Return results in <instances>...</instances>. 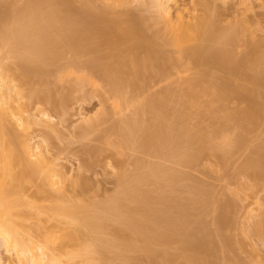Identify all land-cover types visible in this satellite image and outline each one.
I'll list each match as a JSON object with an SVG mask.
<instances>
[{"label": "bare ground", "instance_id": "1", "mask_svg": "<svg viewBox=\"0 0 264 264\" xmlns=\"http://www.w3.org/2000/svg\"><path fill=\"white\" fill-rule=\"evenodd\" d=\"M125 1L127 0H79V1H76V0H28L22 4H18L17 2H14V1L4 4L5 2L2 0V4H1V0H0V4L2 5V7L6 5L3 8H7L6 11L5 9H2V8L0 9L1 10L0 11L1 12L0 13V243L2 247L4 248V251L12 259V260L8 259V260L3 261V259H1L0 257V264H113V262L115 261H120L123 263L124 261H126L127 255L134 253V252H138L140 254L142 253L146 257H148V254L150 253L153 254L155 252L154 250L157 247H159L160 244H165L167 246L176 244V245L183 247V245H185V243L187 242L188 238L190 240L191 239L190 236L193 237L197 233L196 231V233L194 232L193 235H190L192 233L190 232V230L193 228V227L192 228L190 227L193 226L192 224L194 223V221L200 220V218L198 217L197 211L198 210L201 211L202 209L204 210L205 205H209L213 201V200L211 202L209 200L206 201V203L208 204H206L203 201L204 195L201 197V192L197 190L200 187L198 185H196L198 186V188L196 189L197 191H194L195 193L197 192L196 194H198V196H196L195 194V196L197 197L195 199H193L194 196H191V198L193 197L192 199H185V198L183 199V197L178 198V197H181L182 195H180L181 193H177V192H175L176 195L173 194L175 197H172L173 195L170 194L171 198L170 199L167 198L168 199L167 201H165V199L163 198L166 194L163 197L159 196L157 198H153V197L150 198L149 191L147 193V191L145 190L146 192L143 191L145 192L143 193L141 192L142 190L141 191L138 190V188L140 189L141 185H143V187L144 186L147 187V183L149 184L152 183V185L155 184V187H157L159 184L163 185L164 183L165 186L163 185V187L162 186L161 187L164 188L166 187V185L169 186V188L171 187L170 189L171 193L174 192L172 191L173 187L175 188L178 187L179 189H181L180 185H183V186L187 185V184L185 185L178 184L180 183V182H177V179H179L178 176L180 175V172H179V175L176 173V176L178 175L177 177L175 175H171L163 179L161 178L162 180L159 181L158 180L159 176L157 175L158 168H155L153 171L150 168L152 172L149 175L147 176L144 175L145 177L143 176L141 178L140 177L141 174H139L138 172L137 174L140 175V176L137 175L139 179H137V177L134 175L136 178L133 177L135 179L132 180L133 178L131 177L132 181L127 179L128 177H130V176H127L128 174L126 175L127 178L126 176L124 178L123 177L124 174L122 173L123 175H120L121 178H119L121 180V183L123 182V184L121 185H125L124 180L125 181L128 180V182L130 183L137 179L138 181L136 183L138 185L137 184L135 185L134 183H132L134 184V186L137 187V190L135 189L136 187H133L132 185H130L131 183L129 184L127 182L128 185L124 186L125 187L124 190L127 189L125 192H123L124 191L123 188H122L123 190L122 192L121 190L120 192L117 191V194H116L117 196L115 195L116 197L112 196L113 199H111L112 197H110L111 202L108 201V204L106 203L104 206H102V204L99 205V207H97L96 210H95L96 206L94 205L93 206V209L95 211L94 212L92 211L93 209L90 206H87L83 202V200L75 199V196L71 195L70 192H68L65 189V186L62 185V179L65 174L62 172L61 168L53 164L51 161L52 159L50 157H46L45 154L42 151H40L37 146H32L30 144V138L28 139V138L22 137L19 134H17V132L14 130V128H20L23 132L28 131L29 122L31 120L35 121L36 117L35 115L29 113V107L32 104V102L36 100L39 97V95L41 96L42 94L40 87L42 88L43 86H45V82L47 83L46 79H49V78H46L47 75L48 76L51 75L50 74L51 72L49 73V71L47 70H51L53 67L55 68L56 65H54L53 67L51 66V69H48V66L51 64L53 65L57 63L58 58L65 53L73 54L72 56L74 58L72 59H74L75 61L77 60V58L80 57V55H84V53L85 55H87L86 54L87 52L92 54L93 56H92L91 62L89 61L90 62L89 67H87L88 65L86 66V63H84L85 66L87 67V70L88 68L90 71L95 70L94 73L96 71L97 72L99 71L98 74L101 72L102 76H105L104 79L107 78L106 82L109 85L107 83L106 84L110 87L109 89H112V91H114L115 93L118 92V90L119 92L120 91L122 92L121 88H125L123 89V92L124 90L125 91L129 90L131 87H134L136 85V81L137 83L139 82V84L142 83L141 85H143V83L145 82L144 80H140V77L143 76V74L145 75L144 72H149V73L153 72L154 75L156 74L160 76L164 74L163 72L164 70L162 71V67L164 68V66L162 64L164 60L163 58L166 56H163V55H165L164 53L165 52L167 53V51L163 52V49H165L164 47L167 48V46L168 48L169 46L173 47L174 48L173 50L176 49V52H178V54H181V53L186 54V56L183 55L185 57H187V55L191 56V58L188 57L189 59H193L192 57H197L196 59L192 60L193 63L195 61V64L196 65L198 64L197 67H194V68H198V67L200 68L199 64H206L207 67L209 65L212 66L211 70H213V68H216L214 70H218L219 68H221L219 69L220 71L221 70L228 71L226 66L229 63H232V58H233L231 51L229 50V47H232L233 44L236 42L240 28L238 29L236 27L237 25L236 26L232 25L228 27V29H225L226 31L222 30L221 34L214 35L217 29L215 28V24L212 23L213 20L211 19V16L207 14L209 13L208 10L210 9L208 5L204 6V3L201 2L202 5L201 3H199L201 7L203 6L202 7L203 10H201L202 13L205 12L204 14H202L205 16L200 17V16H194L190 12L185 14L183 10H180V11L175 10L171 12L170 5L168 6V3L170 4L172 2L171 0H153V1L149 0V2L152 3V4L149 3L150 6L152 7L153 5L152 8L155 9V11H154V18L153 19L151 18L152 20L150 19L151 24L146 26L144 23L146 19H144L143 17L139 19L137 18L136 20H135V17H133L134 21L133 20L129 21L128 18L127 20L125 18L128 17L130 13L126 15L124 13L120 14L119 12H117V14L119 13L120 16L119 14L118 15L116 14L117 8L121 7L122 9H124L125 3H128V4L131 3V0L129 2H125ZM132 1L134 2V0ZM139 1L141 2V0ZM174 2L175 1H173L171 4H173ZM197 5H198V1H197ZM3 10L4 12H2ZM122 15H124L125 17L124 16L122 17ZM137 17H140V16H137ZM140 19H144V21ZM101 20L103 21V23L100 22ZM97 23L104 24V26H101L103 28L98 29L100 33L102 34V37L99 31L97 32L100 35L99 37L100 41H102V39L104 38L103 42L101 43L98 42V44L95 43L96 41L95 39L96 38L98 39V37L96 38L94 37L96 35L95 32L97 31V26H96ZM149 30H152L153 32L151 31L152 33L149 34L150 32ZM142 39H144V43H141ZM194 39L198 40L197 43L195 44L193 43L194 41L192 42V40ZM187 42L190 43L191 45L188 44ZM209 43L210 45L214 44V46L218 47V49L215 51L213 50L212 52L209 49ZM247 45H249L248 47H250L251 43H247ZM100 46L101 47L103 46V48L105 47L104 48L105 50L107 48V50L105 51L102 48L101 50L103 52L100 51V48H101ZM254 47L256 46L253 45V48ZM251 48L252 46L250 47V49ZM257 48L255 51L252 49V52H256L255 55H252V53L249 52L248 56L249 57L252 56L250 61L247 62L249 64L248 66L249 71L247 73L244 70V73L249 74V78H251L253 81L257 83L256 85L257 87H261L260 84H262V81L264 79V52L259 51L258 53ZM209 50H210L209 55L212 56L211 58L213 61L211 60V58H209L208 60H211L209 61L211 63L207 62L208 60L205 59L207 55L205 56V53H204ZM202 53L204 55L202 56L205 57L204 60L206 61L203 60V57H201V59L198 60L199 56ZM247 57L246 59L244 58L245 60V62H243L244 64H246ZM74 63L75 62H73L72 64L73 67L74 65L76 66L78 65L77 67L78 69L76 68L70 74H73L77 80H81V79H82L81 81L89 80V78L85 79L86 77L85 75L80 76V71L82 72L85 71L82 69L84 67V66L82 67L81 65L82 62L81 63L79 62V64L81 65L80 66L81 68L79 67V64H77L78 62H76L75 64ZM193 63L192 65L194 66ZM12 64H13L14 69H12L11 66H10L11 68L7 66V65H12ZM58 65L59 64H57V66ZM230 67H231V64H230ZM90 68H93L94 70ZM170 68L173 69L174 67H170ZM232 68H233V65H232ZM55 69H57V67ZM166 69L169 70V68H165V70ZM230 69L228 71L229 73H230ZM60 70L61 69H59L58 72ZM238 70L241 71L242 69L241 70L238 69ZM224 71H222V73ZM61 72L65 74L64 71L61 70ZM61 72H60V75H61ZM201 72L202 71H200V73ZM213 72H211V75ZM228 72L226 75L232 76V74H228ZM216 73H215V76H222V74L216 75ZM240 73L241 72H239L238 74ZM243 74H240V75H243ZM148 76L150 77L149 74ZM215 76H213V78ZM233 76H236V75L233 74ZM163 77L165 78V76L162 75L161 78ZM228 77L226 79L230 80V78ZM69 78H72V77H69ZM145 79L147 82L146 75H145ZM156 79L157 78H155V80ZM200 79L202 78H199V80ZM77 80L76 82H79ZM139 80L142 82L140 83ZM162 80L165 81V79H162ZM89 81L90 83L88 84H90L91 86L92 84L91 79ZM193 81H190V79L188 82L185 81L181 89H178L179 91H176L177 88L175 87H174L175 89H173L172 91L170 89L171 92L168 91V93H170L169 98L167 96H166L167 98L164 97L165 95H163L162 97L160 96L158 97L157 95L152 96V93H151V96L149 94V97L151 98H149V100L148 98H146L147 101L146 103H144L143 101L145 100L143 96H146V95H143V96L141 95L143 97V100L141 102L144 104V106L142 105L141 107L139 106L140 102L139 103L136 102L138 103V107L139 108L141 107V108L138 109L137 107L138 110H135V113H133L134 115H132V119L129 118L130 120L128 121V118H127L126 120H124L128 122L125 123L123 121L125 124L123 125L121 123L122 126L120 124V128L118 125L117 128L119 129V131L120 130L121 131L119 133L116 132V134L117 133L120 134L121 137L120 135L118 134L117 135L121 139L118 138L119 144H115V143L114 144L117 145V147L119 148L123 147L124 149V146H126L129 149L130 148L129 145H134L136 143V142L133 143V140H135V138H138V142H137L138 146L136 144L137 147L135 146V151L137 149H141V152H142V150L144 149V151L147 150V153L149 154L150 152L152 153V155L150 156H153L154 154L156 155V157L157 156L163 157L164 155H166L169 158L170 156H173L174 158L177 157L178 158L176 159L177 164H180V165L182 164V166L185 165V168L186 166L187 167L195 166L194 164L199 163L197 161H201V157L204 154L206 155H204L203 158H205V156L209 154H213L212 156L219 154L218 158H220L219 160H221V163L223 162V166L225 165L224 164L225 162L227 164L228 163L227 161L230 155H229V152L226 150V146L229 147L231 145H235L233 146L235 148L236 143L237 145L240 143L239 139L236 140L237 142L236 141L233 142L235 138L231 141L230 138L226 134H224L227 131V128L226 129L223 128V131L225 129V132L219 135L218 134L219 132L217 131L218 129L216 130L214 128H213L214 130H210V131L204 130L206 132L202 133L199 130V128L201 127L200 126L198 130L201 132V134L195 131L194 136H193L188 126L182 124V127L184 126L183 128L178 127V126H181V123L178 120L185 119L186 117V114H187L186 109L192 108L193 110V108H199V106L201 105L200 100H202L200 99V97L202 96L204 97V95L205 97L206 96L208 98L210 97L209 101L205 102V106H207L208 108L211 107L210 109H212L213 102H215V100L213 101V98L215 99L216 97H219V99L220 98L222 99V97L224 98L227 96L229 97V95L227 94H230V93L225 94L227 91H225L224 89L225 86H223L222 83L226 81L222 82L221 80L220 81L222 82L221 83L222 85H221L218 83L219 81L218 79V81L216 82L217 85L219 84L223 88H219V91H217L216 94H213V93L210 94L211 90L208 89L210 91L209 92L207 91V88H205V90L199 89L200 87L197 88L196 87L197 81L196 82H193ZM211 81L214 82V79H211ZM202 82L204 81L202 80ZM210 82H208V84ZM70 83L72 85L74 84L75 86V83L72 82L71 80H70ZM181 83L179 85H181ZM71 84H70V87H71ZM76 86H77V83H76ZM228 87L230 88V86ZM79 88L82 91L83 84H82V88L81 86H79ZM232 90L233 88L231 89L230 92H233ZM234 90H235L234 92L238 91L237 93L238 95L236 96H239L240 94L239 92L241 90L239 91L238 87H234ZM114 92H112L111 97L116 96V95L119 96L118 94L119 92L116 95L113 94ZM127 93L129 94L130 91ZM123 94L124 93H122V95ZM166 95L168 94L166 93ZM124 97L125 99L123 100L125 102L124 103L125 105L128 103L126 101V98L128 97V95L123 96V98ZM136 98H134V100H136ZM230 98L231 97L228 98L229 101H230ZM117 99L118 98H116V100ZM130 99L133 100L132 95ZM235 99L237 98L235 97ZM176 100L179 102L177 103L178 108L176 109V106L175 107L173 106L172 108H170L169 107L171 106L170 103L173 102L172 105L173 104L176 105V102H177ZM210 100L213 102L211 103ZM216 100L220 101L218 99ZM117 101H119V99ZM231 101H234V100H231ZM131 104H134V103L130 102V105ZM222 104H224V102ZM249 104L251 108L248 105V107L250 108L249 109L250 111L248 112L250 114L246 112V109L243 112H245V114L248 113L246 115H249L247 116L248 118H250V120L248 121L251 122L250 123L251 128H253L252 127L253 122L258 123L259 120H263V123H264V109H263L264 106L262 107L260 105L261 107H257V105H255L257 103H253V104L249 103ZM230 105H233V104H230ZM238 105L236 104V107ZM128 106L125 105L124 107H128ZM134 106L136 105L134 104ZM117 107L118 106H116V108ZM124 107L122 110H125ZM245 107L247 106H244L243 109ZM129 108H132V107H129ZM169 108L171 110H173L174 108V112L173 111L170 112L171 110L169 111L168 110ZM230 109L228 108L226 109L225 107H223V109H221L220 111V113L222 114H220L219 111H217L216 106H215V110L213 108L210 111H207V110L206 111L210 112L209 114L211 115L209 116L208 114V116L211 118L210 120L213 119V122L215 121V123L217 124H219L218 122L220 123L229 122L230 124L232 120H235V117H236ZM232 109H234V107ZM185 110H186V114H185ZM197 110L194 109V111L196 112ZM168 111L171 114H169ZM206 111H204V116L207 117V114H205ZM118 112H122L121 108ZM188 112L190 111L188 110ZM238 113L243 114L241 112H238ZM38 115H41L42 117L45 116V114H42V112L37 114V116ZM130 115L128 117H130ZM199 115L202 116L201 112L199 113ZM189 116L191 115L189 114ZM193 117L196 118V114L195 116L193 115ZM199 117L197 116L198 119H200ZM241 117H244V116L242 115ZM241 119L243 120L244 118H241ZM38 120L40 121V118ZM173 121H176L177 123ZM238 121H239L238 123L240 124L241 121L240 120ZM36 122H37V119L34 123ZM178 122L180 123L179 125H177ZM44 123L45 125L51 126L49 125V123L46 124V121H44ZM244 125H245V122H244ZM209 127L211 129V125ZM256 127H259V126L258 125L254 126V128ZM245 128H247V126ZM249 129L250 128H248V131ZM239 130H241V125L239 127ZM191 131L193 132V128ZM248 131H246V133ZM221 132L222 130H220V133ZM215 133H217L216 135L217 136L219 135L221 139V143L217 146H214L215 144L212 143L213 141H215L214 140ZM117 135H116V138H117ZM243 139L244 141L247 140V139L245 140V137ZM248 141L249 143H251L250 142L251 140H248ZM128 149L126 150L128 151ZM243 150H245V148ZM117 151L120 152L121 150H117ZM255 151H257V149H255ZM221 152H224V153H221ZM139 153H140V150H139ZM255 153L256 154H253L254 156L252 157H250L248 154L250 158L248 157L249 159L245 162L244 171L253 169L254 171L252 172L250 171L251 172V174L249 175L250 179L251 180L253 179L252 181L258 180L257 181L258 183H260L261 181L264 184V147L260 146L258 151ZM166 156H165V159H166ZM156 157L153 156V158L157 159L158 157L157 158ZM207 157H211V156H207ZM166 160H168V158ZM136 161H137V158H136ZM140 161L142 163V160ZM139 162L137 161V163L135 164H139ZM155 163H152V164L154 165ZM147 164H146V167L149 165ZM217 164L219 165L218 162ZM180 165H177V166H180ZM136 167H137L136 169H138V165ZM143 167L144 166L142 165L141 168ZM241 170L243 171V169ZM163 171L166 172L167 170L163 169ZM168 171L173 172L170 170ZM161 173L163 175L162 171ZM173 173L175 174V172ZM133 174H136V173H133ZM186 176L184 177L186 178ZM242 176H244V174ZM122 177L124 178V180H122L123 179ZM176 184H178L180 187ZM121 185H119L118 187H120ZM129 185L132 186V189L134 188V190L130 189L131 188L130 187L128 191ZM188 185H193V184L191 183ZM243 185H245V183ZM158 187L157 189L159 190L160 187L159 188ZM192 188L193 187H191V189ZM242 188L244 189V187ZM157 189L155 188L154 192H156ZM167 189H161V190L163 191L166 190L165 192L166 193L168 192L167 193V196H168V194L170 193L169 192L170 190L167 191ZM130 190L132 192H130ZM187 190H189V188H187ZM247 190H249V188H247ZM227 191L230 192L228 189ZM234 191H237V190H234ZM179 192H181V190H179ZM237 192H235L234 194L238 195L240 193V192L239 193ZM159 193L163 195L162 194L163 192L161 193L160 191ZM160 194H157V195H160ZM199 197L202 199L203 202H201V199ZM240 197H243V196L241 195ZM244 197H247V196L244 195ZM213 198L215 197L213 196ZM213 202L220 203V200L218 201L217 199L216 201H213ZM222 204H220V206H222ZM199 205L202 206L201 210H200ZM257 205L259 204L257 203ZM221 209L219 207V210ZM222 211H224V209ZM205 212H201V213L203 214ZM206 216L207 215L205 213V217ZM249 216H250V213H249ZM256 216H258V214ZM224 218L225 217H223V219ZM219 221L218 223L222 225V221L221 223ZM224 222L225 220L223 221V223ZM263 222H264V219H263ZM263 222L262 220L259 223L257 222L259 225H257L256 227L258 230L259 228H261L260 231H262V226L264 224ZM225 224L226 223H224L223 225L224 228L226 227ZM197 226L200 227L199 225ZM253 228L254 226L252 225V230ZM257 229H256V232H257L256 235L259 233ZM263 231H264V228H263ZM211 236H213L212 238H214V234H212ZM211 236H208L207 238L209 239L211 238ZM262 237L263 236L259 234V239L264 238ZM202 240L205 241V238ZM206 242H201L197 244L195 243V240H194L193 246L191 244L190 246L192 247L188 248V249H191L190 251L192 252V254L189 256H186L185 253L181 254L182 256L185 255L183 256V259H186V261L189 263L195 262L196 264L197 263L204 264L205 261L203 260V257L201 256L203 255L202 253H204L203 251H205L206 246L209 244ZM213 243L216 244L215 242ZM213 243H211L212 246L214 245ZM214 246L212 247V249L214 248ZM179 248L180 247H178V249ZM180 253H182V249ZM204 255H207V253H204ZM145 256L144 258L146 259ZM161 257H164V256H161ZM149 258L151 261L154 260V259H151L152 256ZM163 259H165V261L167 260L166 255ZM150 260L148 259L149 263H150ZM161 261L163 262L164 260H161ZM120 262L118 263L121 264ZM126 262H124L123 264H127ZM128 263L130 264V261ZM155 263H152V264H155Z\"/></svg>", "mask_w": 264, "mask_h": 264}, {"label": "rangeland", "instance_id": "2", "mask_svg": "<svg viewBox=\"0 0 264 264\" xmlns=\"http://www.w3.org/2000/svg\"><path fill=\"white\" fill-rule=\"evenodd\" d=\"M3 1L5 2L4 4L9 3V2H13V1L17 2L18 4H22L28 0H3ZM76 1H79V0H76ZM129 1L130 0H127L125 2H129ZM171 1L172 2L175 1L174 2L175 4L174 3L171 4L172 2L170 4L168 3V6L170 5L171 12H173L175 10H177V11L183 10L185 14L190 12L192 15L200 16V17L205 16V15H202L205 13L204 12L205 10L203 11L204 13H202L201 10H203L202 9L203 6L201 7L199 5V3H201V2L204 3V6L208 5V7L210 9L208 10L209 13H207V11H206V13L209 14V16H211V19L213 20L212 23L215 24V28L217 29L214 35L221 34L222 30L226 31L225 29H228V27H230L232 25L233 26L237 25L236 27L238 29L240 28L236 42L233 44L232 47H229V50L231 51L232 57L234 58V59L232 58V63H229L226 66L228 71L231 68L230 73L226 70L220 71L219 69H221V68H219V69L217 68L218 70H214L216 68H213V70H211L212 66L209 65L207 67L206 64H199L200 68L199 67L194 68V67H197L198 64L196 65L195 61L193 63L192 60L196 59L197 57H192L193 59H189V58H191V56L187 55V57H185L186 54H183V53L178 54V52H176V49L173 50L174 49L173 47L169 46V48H168V46H167V48L164 47L166 50L163 49V52L167 51V53L165 52L164 53L165 55H163L166 57L163 58L164 60H163V64H162L164 66V68L162 67V71L164 70L163 71L164 74H162V75L165 76V78L164 77L161 78L162 75L161 76L156 75V74L154 75L153 72H151V73L144 72L146 77H147L148 83L146 82L145 75L143 74V76L140 77V80H144V82H145V83H143V85H141L142 81L139 80L141 84H139V82L137 83V81H136V85L134 87H131L130 88L131 90L129 88H127L129 90H126V91L124 90V92H123V89H125V88H121L122 92L121 91L119 92V90H118L119 93L118 92L115 93L114 91H112V89H109L110 88L108 86L109 84L106 82L107 78L104 79L105 76H102L101 72L99 74H98L99 71L98 72L96 71L94 73L95 70L93 68H90V69H93L94 71H90L88 68V70H89V72H88L87 67H89V64L92 60V56H93L92 54L87 52L86 53L87 55H85V53H84L85 56L80 55L81 58L78 55V57L80 59L76 57L77 60L78 59L79 60L75 61L74 59H72V58H74L72 56L73 54L70 53L71 54L70 55L69 53H65L58 58L57 61L59 63L57 61H55L57 63H55L53 65L51 64L48 66V69H51V66L53 67L54 65H56L55 68L57 67V69H55L53 67L51 70H47V71H49V73L51 72L50 73L51 75L50 76L47 75L46 78H49V79H46L47 83L45 82V86H43L42 88L40 87L42 94H41V96L39 95V97L36 100H34L29 107V113L35 115L37 122L34 123L36 121V119H35V121H32L31 119H29L31 121L29 122V125H28V127H29L28 131L23 132L20 128H14V130L20 136L28 138V139L30 138V144L32 146H37L38 149L40 151H42L46 157H50L52 159L51 161L53 164H55L61 168L62 172L65 174L63 179H62V185L65 186V189L68 192H70L71 195L75 196V199L83 200V202L87 206H90L92 209H93L94 205L96 206V208H95V210H96L97 207H99V205L102 204V206H104L106 203L108 204V201L111 202L110 200L113 199V197L117 194V191L120 192V190H121V192H122L125 188L124 186L128 185L127 184L128 180H126V181L124 180V178L127 174H128L127 176H130V177L127 178V176H126V178L129 179L130 181H132L136 177H137V179H139V177H138V176H140L139 174H141V176H140L141 178L144 175L145 176L149 175L155 168H158L157 175L159 176L160 179L158 178V176H157V178L159 181H161L163 178L169 177L171 175L176 176V173L179 175V172H180V175L179 176L177 175L179 177V179H177V182H180L178 184H184V185L187 184V185H185V186L180 185L181 189H179L177 186H176L177 188L173 187L172 191H174V192H172V193L170 190L171 187L169 188V186L166 185V187L162 188L164 183H163V185L158 183L160 186L157 184L160 187L159 188L157 186L159 188V190L157 189V187H155V184L152 185V183L151 184L147 183V187H145V186L143 187V185H141L142 189L140 187V189L138 188V190H140V191L142 190L141 192L146 190L147 193L149 191L150 196L149 195L148 196L150 198L151 197L157 198L159 196L163 197L166 194L163 198L165 199V201H167L168 200L167 198L170 199L171 195H173V194L176 195L175 192H177V193H181L180 195H182L181 197L177 196L178 198L183 197V199L184 198L185 199H192L193 197L191 198V196H194L193 199H195V198H197L196 196H198V194H196L197 192L195 193L194 191L198 190L201 192V197L204 195L203 201L205 203L208 200L210 202L212 200L213 201H216L217 199H218V201L220 200V203L219 202H213V201L211 203L209 202L210 203L209 205L211 207L209 205H205L204 210L202 209V206L199 205L200 210L201 209L203 210V211L202 210L197 211L198 217L200 218V220L197 219L198 221H194V223L192 224L193 226L190 227V228L193 227L192 229L194 231L191 229L192 231L190 230V232H192V233L191 234L188 233V234L193 235V233L194 232L196 233V231H197V233L193 237L190 236L191 239L189 240V238H188L187 242L185 243V245H183V247L176 245V244L175 245L172 244L169 246H167L165 244H160L159 247H157L154 250L155 252L153 251L154 252L153 254H151V253L148 254V257H146L144 254H142V253L140 254L138 252L128 254L127 258H126L127 262L124 261L127 264H129L128 263L129 261H130V264H152L155 262H156L155 264H196L195 262L189 263L186 261V259H183V256H185V255L189 256L192 254V252L190 251L191 249H188V248L193 246L194 240H195V243H197V244H199L201 242H206L208 240L206 243H209V244L206 246L205 251H203L204 253H207V255H204V253H202L203 255L201 256V257H203V260L205 261L204 264H219L222 260L223 261L220 264H224V262L226 260L227 261L225 262V264L226 263L227 264H264V241H263L264 240V238H263L264 237V231H263L264 224L262 226V231H260L261 228H259V230H258L256 227L257 225H259L258 223L261 220L263 222V219H264V218H262V217H264V204H263L264 203V186H262L264 184L261 181H260V183H258L257 182L258 180L252 181L253 179L252 180L250 179L249 175L251 174L252 171H254L253 169H249V170L244 171L245 162L250 157L254 156L253 154H256L255 152L258 151L260 146L264 147V145H263L264 144V142H263L264 141V134H263L264 123H263V120H259L258 123H254L252 120V122H253L252 127L253 128H251V124H250L251 122L248 121V120H250V118L247 117L249 115H246L249 113L248 111H250L249 109L251 108L249 103H251V104L257 103V104H255V105H257V107H261V106L263 107L264 106V86H263L264 79L262 81V84H260L261 87H257L256 86L257 83L255 81H253L251 78H249V74H247L249 71V69H248L249 64L247 62H249L250 59L252 58L251 54H250L251 57L248 56L249 52H251L252 55H255L256 52H252V49L255 51L257 47H258L257 48L258 53H259V51L264 52V0H171ZM197 1H198L199 6L197 5ZM149 3H151V2H149V0H141V2L139 0H136V1L134 0V2L131 0V3H129L130 5L128 3L124 4V6H125L124 9H122L121 7H119L120 9L117 8L116 14H117V12H119L120 14L124 13L126 15H128L130 13L128 15V17L125 18L126 20L128 18L129 21H132V20L134 21L133 17H135V20L137 18L139 19V18L143 17L144 19H146L145 21H147V20L148 21L145 22L144 19H140V20H143L145 25L147 26V25L151 24L150 19L154 18V11H155V9L152 8L153 5L151 7ZM202 3H201V5H202ZM1 4H2V0H1ZM1 4H0V6H1L0 9L2 8V9H5V11H6L7 8H3L6 5L2 7ZM122 10L123 11L126 10V11L123 12ZM2 12H4V10ZM120 14H119V16H120ZM155 14H156V12H155ZM123 16L124 15H122V17ZM137 16H140V17H137ZM143 21H142V23H143ZM100 22L103 23L102 20ZM102 23L96 24L97 31L95 32L96 35L94 36L95 38L98 37V39L97 38L95 39L97 41V42L95 41L96 44H98V42L99 43L103 42V39H104L103 38L102 41L99 40V37H100V35L102 37V34L100 33V31L98 29L103 28V27H101V26H104V24H102ZM98 31H99L100 35H99V33H97ZM149 31H148L149 34L153 32L152 30H149ZM197 41L198 40H196V39L192 40V42L194 44L197 43ZM141 43H144V39L141 40ZM247 43H251V45H250V47L252 46L251 49H250V47H248L249 45H247ZM188 44H190V43H188ZM253 45L256 47L253 48ZM260 45H261V47H260ZM102 48H103V46L100 48V51H102L101 50ZM209 49L213 52V50L214 51L217 50L218 47L214 46V44L210 45V43H209ZM106 50H107V48H106ZM210 50L204 52L205 56L206 55H207V57L209 56L208 58L203 57L204 55L202 53L200 56L198 55L199 56L198 60H200L201 57H203V60H204V58L206 60L211 58L212 56L209 55ZM183 55H185V56H183ZM181 56H182V58H181ZM246 57H247L246 64H244L243 63V62H245L244 58L246 59ZM241 59H242V61H241ZM206 60H204V61H206ZM211 60H212V58H211ZM211 60H208L207 62H209ZM87 61H88V63H87ZM73 62H75V63L78 62L77 64H79V62L80 63L82 62L81 65H82V67L84 66L82 69L85 71L84 72L80 71V76L85 75L86 76L85 79L86 78L87 79L89 78V80L91 79V81H92L91 86H93V87H91L90 84H88V83H90L89 80H87V81H85V80L81 81L82 79L77 80L73 74H70L71 72H73V70H75L78 67V65L77 66L74 65V67H73V65H72ZM236 62H237V64H236ZM84 63H86V66L87 65L88 66L86 67ZM192 63L194 64V66L192 65ZM209 63H211V62H209ZM57 64H59L58 65L59 67L57 66ZM230 64H231V67H230ZM81 65L79 64V67ZM232 65H233V68H232ZM243 65H244V67H243ZM7 66L8 67L11 66L12 69H14L13 64L7 65ZM90 66H92V65H90ZM246 66H247V68H246ZM85 67H86V69H85ZM170 67H174L173 68L174 70ZM236 67L238 69H240V70L242 69V70L239 71ZM165 68H169V70H167V69L165 70ZM59 69L64 71L65 74L63 72H61V70L58 72ZM170 69H171V71H170ZM232 69H233V71H232ZM244 70L247 73H244ZM165 71H167V72H165ZM200 71H202V72L200 73ZM222 71H224V72L222 73ZM60 72H61V75H60ZM66 72H68V73H66ZM209 72H210V74H209ZM211 72L214 73V74L212 73L213 76H215L216 72H217L216 75L222 74V76H215L213 78V76L211 75ZM227 72H228V74H232V76L226 75ZM239 72H241L240 74H243V73L244 74L240 75V74H238ZM62 73H63V75H62ZM148 74L150 75V77L151 76L152 77L150 78L148 76ZM233 74L236 76H233ZM88 75H90V76H88ZM170 75H171V77H170ZM156 76H158V77H156ZM172 76H173L174 80H173ZM200 76H202V77H200ZM223 76H224V78H223ZM69 77H72L73 79L69 78ZM193 77H195V78H193ZM227 77L230 78V80L226 79ZM74 78H75V80H74ZM155 78H157V79L155 80ZM159 78L161 79V81ZM199 78H202V79L199 80ZM216 78H218L219 81ZM58 79H60L62 82ZM69 79L75 83V86H74V84L72 85L70 83ZM162 79H165V81ZM167 79H168V81H167ZM184 79L186 82H188L189 79H190V81L194 80L193 82L197 81L196 87L197 88L200 87L199 89H203V90H205V88H207V91L211 90L210 94H212V93L216 94V92L219 91V88H223L221 86L223 84V86L226 87V88L224 87L225 91H227L225 94L230 93L231 96H230V94H227V95H229V97H231L230 101L234 100V101H231V102H233V103H231L229 101V99H228L229 97L227 95H225V96H227L228 98L222 97L223 100L221 98L219 99V97H216L215 99L213 98V101L215 100V102L210 100L211 103L213 102V106H214V107L212 106V109L214 108V110H215V106H216V109H217V111H219V113H220L221 109H223V107H225L226 109L227 108L230 109L231 107L232 108L234 107V109L231 108L230 110L234 113V115L236 117H235V120H232V122L230 121L231 122L230 124H229V122L228 123L227 122L226 123L218 122L219 124H217V123H215V121L213 122V119L210 120L211 118L209 116L211 114H209L210 112H207V111H210L212 109H210L211 107L208 108L207 106H205V102L209 101L210 97L208 98L206 96L208 98L207 99L205 97V95H204V97L203 96L200 97V99L203 100V101L200 100V104H201L200 106L201 107L199 106V108H193V110H192V108L186 109L187 114H186V110H185V114H186L185 119L187 121L185 119H181L183 121L178 120L181 123V126H178V127H182V124L188 126V128L190 129V132H191V134H193V136H194L195 131H197V133L199 132V134H201V132L204 133L208 130L210 131V130H214V129H216V130L218 129L217 131L219 132L218 134L220 135V134L224 133L225 129L227 128V131L224 134H226L230 138L231 141L234 138L235 139L233 140V142L236 141L237 139H239L240 143L238 145L236 143L235 148L233 147L235 145H231L229 147L226 146V150L229 152L230 157L227 161L228 163L226 164V162H225L224 166H223V162L221 163V160H219L220 158H218L219 154L218 155L216 154L217 156L215 154H214L215 156H212L213 154H209L207 156H211V157L205 156V158H203L204 155H206V154H204L201 157V161H197L199 163H197V164L195 163L194 164L195 166H191V167L186 166V168H185L184 164H183L184 166H182V164L181 165L177 164V162H176V159H178L177 157L174 158L173 156H170V158H169L166 155H164L163 157L157 156L158 157L157 158L156 155L153 154V156H155L157 158V159H155V158H153V156H150V155H152L151 152H150V154L147 153V150H145L146 152L144 151V149L142 150V152H141V149H137L135 151L136 144L138 146V143H137L138 138H135V140H137V141L133 140V143H135V142L136 143L134 145H129V147H130L129 149L126 146H124V149H123V147L122 148L120 147L121 148L120 149L119 147H117V145H115V144H119L118 138L121 137V135L118 134L121 131V130L119 131V129L117 128L118 125L120 128L121 123L124 125L126 122H128L130 119H132V115H134L133 113H135V110L140 109L142 107V105L144 106V104L141 102L143 100V97L145 100V101H143L144 103H146V101H147L146 98H148V100H149V98H151V97H149V94L151 96V93H152V96L157 95L158 97L159 96L162 97L163 95H165L164 97L167 96L169 98L170 93H168V91H170V89L172 91L175 88H177L176 91H179L178 89H181V87L185 83ZM211 79H214V82H212L213 80L211 81ZM76 80L79 81L81 84L79 82H76ZM93 80L95 81V83ZM198 80H199V82H198ZM202 80L204 82H202ZM221 80H222V82L226 81V82H224L225 84L220 82ZM170 81H171V83H170ZM182 81H184V82H182ZM217 81L219 84H221V83L222 84L217 85V83H216ZM208 82H210L209 83L210 85L208 84ZM76 83H77L78 87L76 86ZM84 83H85V85L86 84L87 85L85 86ZM180 83H181V85H179ZM198 83L200 84V86ZM70 84H71V87L72 86L74 87V89H73V87L72 88L70 87ZM82 84H83V88H82ZM203 84H205V85H203ZM79 86H81V88L83 89L82 91L80 90ZM176 86H178V87H176ZM212 86L213 87L216 86V87L213 88ZM228 86H230V88ZM143 87H144V89H143ZM234 87H238L239 91L241 90L239 92L240 93L239 96H236V95H238L237 94L238 91L234 92L235 91ZM262 87H263V89H262ZM211 88L214 90L216 89L215 92ZM232 88H233V90H232L233 92H230ZM71 89H73V90H71ZM141 89H143V90H141ZM147 89H148V91H147ZM252 89H253V91H252ZM129 91H130L129 94L132 95L133 100L130 99L131 95H129L127 93ZM141 91L144 93H142ZM145 91H147V92H145ZM151 91H153V92H151ZM246 91H248V92H246ZM112 92H114L113 93L114 95H116L118 93L119 96L121 95L120 97H122V98H120L118 95L111 97ZM132 92H133L134 96H133ZM165 92L168 95H166ZM250 92L251 93L253 92V93L251 94ZM122 93H124V94L122 95ZM125 93H127V94H125ZM160 93H161V95H160ZM125 95L126 96L128 95V97H129V98L128 97L126 98V101L128 102L127 104L130 105V102H132L136 106H134V104H131L130 106L125 104L128 107H124L125 102L123 99H125V97L123 98V96H125ZM141 95L142 96L146 95L147 97L146 96L142 97ZM232 95H234V96H232ZM136 97H138V98H136ZM235 97L237 99H235ZM116 98H118L119 101H117L118 99L116 100ZM134 98H136L137 101L134 100ZM120 99H121V101H120ZM216 99H218L220 101H217ZM115 100H116V102H115ZM136 102H138V103L140 102L139 103V106H141L140 108L138 107V103H136ZM218 102H219V104H218ZM223 102H224V104H222ZM237 102L239 103V105ZM172 103H170L171 106H169V107L172 108L173 106L174 107L176 106V109H177L178 108L177 103H179V102L177 101L176 105H174V104L172 105ZM230 104H233V105H230ZM236 104L238 105L237 107H236ZM113 105H115V106H113ZM248 105L250 108L248 107ZM116 106H118V107L116 108ZM122 106L124 107L125 110H122L123 109ZM244 106H247V107H245L243 109ZM129 107H132V108H129ZM137 107H138V109H137ZM120 108H121L122 112H118L120 110ZM170 108L168 109L169 111L171 110ZM247 108H248V110H247ZM132 109H134V110H132ZM176 109H175V111H176ZM194 109L195 110L199 109V110H197L198 114L196 111H194ZM239 109H240V111H239ZM245 109H246V112H248L246 114H245V112H243V111H245ZM263 109H264V107H263ZM188 110L190 112H188ZM203 110L204 111L207 110L206 111L207 113L205 112V114H207V117L204 116ZM172 111L174 112V108L170 112H172ZM217 111H216V113H217ZM41 112H42V114H45V116H47V117L43 116L44 117L43 118L41 115L37 116V114H39ZM170 112H169V114H171ZM200 112H201L202 116L199 115ZM238 112H241L243 114H240ZM189 114L192 116V118H191V116H189ZM195 114H196V118L193 117V115L195 116ZM208 114H209V116H208ZM220 114H222V113H220ZM239 114H240V116H239ZM129 115H130V117H128ZM242 115L244 117H241ZM197 116L198 117L200 116L199 117L200 119H198ZM39 118H40V121L38 120ZM127 118H128V121H124ZM241 118H244V119L242 120ZM237 119L241 121L240 124L238 123L239 121ZM174 120H176V119H174ZM44 121H46V124L49 123V125H51V126L45 125ZM173 122H176V121H173ZM199 122H201L202 124ZM244 122H245V125L247 126V128H245L246 126L244 125ZM180 123L178 122L177 125H179ZM122 124H121V126H122ZM238 124H239V126H238ZM254 124L258 125L259 127L254 128V126H256ZM210 125H211V129L209 127ZM240 125H241V130H239ZM216 126H217V128H216ZM220 126L221 127L223 126V127L221 128ZM260 126H261V128H260ZM192 128H193V132L191 131ZM198 128L201 132L198 130ZM223 128H225L224 131H223ZM248 128H250L249 129L250 132L248 131ZM243 129L245 130V132ZM204 130H206V131H204ZM220 130H222L221 133H220ZM246 131H248V132L246 133ZM116 132H118L117 134L120 135V137H118ZM216 134L217 133H215V136H214L215 141L212 142L213 144H215L214 146H217L221 143L220 136L219 135L217 136ZM116 135H117V138H116ZM240 135L242 136V138ZM260 136H261V138H260ZM244 137H245V140L247 139L246 141H244V139H243ZM251 137H252V139H251ZM239 140H238V142H239ZM248 140H251L250 141L251 143H249ZM115 141H117V142H115ZM242 143L243 144L245 143V144L243 145ZM113 145H115V146H113ZM131 147H133L134 149ZM239 148H240V150H239ZM244 148H245V150H243ZM115 149L121 150L122 152L121 151L119 152ZM126 149H128V151ZM255 149H257V151H255ZM139 150H140V153H139ZM239 151H240V153H239ZM250 151L252 152V154ZM145 153L147 154V156ZM221 153H224V152H221ZM248 154L250 157L248 156ZM165 156H166V159L168 158V160L165 159ZM150 157H152V158H150ZM136 158H137L138 162L140 160H142V163L140 161L139 164H135V163H137ZM205 160H207V161H205ZM154 161L157 163H155ZM147 162L149 165L147 164ZM175 162L177 165H180V166H177L175 164ZM217 162L219 163V165L217 164ZM152 163H155L157 165H155V164L153 165ZM141 164L144 166L143 168H141L142 167ZM146 164L148 165L147 167H146ZM160 164H161V166H160ZM137 165H138L139 171H138V169H136ZM180 167H181V169H180ZM150 168L152 169V171ZM163 169H166L167 171L168 170L173 171V172H175V174L173 172H169V171L164 172ZM241 169H243L244 172ZM238 170H240V171H238ZM134 171H136V172H134ZM161 171L163 172L164 176L162 175ZM247 171H249V172L251 171V172L249 173ZM138 172H139V174H137ZM133 173H136V174H133ZM166 173L168 176L166 175ZM131 174H133V175H131ZM243 174H244V176H242ZM120 175H123L124 178L122 177L123 178L122 180H124L125 185H121V184H123V182L121 183V180L119 179V178H121ZM183 175L184 176L187 175L186 178ZM246 175H247V177H246ZM131 177L132 178L135 177V178H133L131 180ZM137 179L133 182H130L131 184L129 182L128 183L130 185H132L133 187H136V186H134V184L135 185L137 184L136 183L138 181ZM183 179H184V181H183ZM247 180H248V182H247ZM132 183H134V184H132ZM191 183L193 185H188ZM199 183H201V184H199ZM235 183H237V184H235ZM242 183L243 184L245 183V185H243ZM178 184H176V185H178ZM249 184L251 186L253 185L254 187L252 186V188H251V186ZM119 185H121L120 186L121 188L118 187ZM130 185L128 187V191H129L130 187H131L130 189H132V186H130ZM196 185H198L200 187L198 188V186H196ZM153 186H154V188H153ZM191 187H193V188L191 189ZM242 187H244V189ZM122 188H123V190H122ZM145 188H147V189H145ZM155 188L158 191L156 190V192H154ZM167 188H169V189H167ZM187 188H189V190H191V191L187 190ZM247 188H249V190H247ZM135 189L137 190V187ZM161 189H167V191L170 190L169 191L170 193L168 194V196H167L168 192L166 193L165 192L166 190L163 191ZM193 189H195V190H193ZM227 189L230 192H228ZM126 190L127 189H125L123 192H125ZM132 190H134V188ZM179 190H181V192H179ZM234 190H237L240 193L237 191H234ZM243 190L245 193L243 192ZM160 191H161V193L163 192L162 193L163 195H161L159 193ZM130 192H132V191L130 190ZM145 192H143V193H145ZM235 192L241 194L243 197H240L241 195H239V194L235 195L234 194ZM157 194H160V195H157ZM195 194H196V196H195ZM174 195L172 197H175ZM244 195L247 197H244ZM213 196L215 198H213ZM110 197H112V198L110 199ZM234 199H236V200H234ZM203 201L201 199V202H203ZM213 203H214V205H213ZM257 203L259 205H257ZM206 204H208V203H206ZM220 204H222V206H220ZM232 205H234V206H232ZM219 207H220V209L222 207V209L219 210ZM227 208H228V210H227ZM223 209H224V211H222ZM231 209L232 210L235 209V210L232 211ZM205 210H206V212H205ZM92 211H94V209ZM229 211H231L232 213ZM201 212H205L207 216L205 217V213L202 214ZM229 213H231V214H229ZM249 213H250V216H249ZM257 214H258V216H256ZM223 217H225V218L223 219ZM246 218H247V220H246ZM219 219H220V221H219ZM224 220H225L224 223H226L225 228L223 227V225H224L223 221ZM218 221L220 223L222 221V225L219 224ZM197 225H199L200 227H198ZM252 225L254 226L255 230H254V228L252 230ZM248 227H249V229H248ZM256 229H257V231H259V233L257 235H256V233H257ZM247 230H248V232H247ZM253 231H255V232H253ZM212 234H214V238H212L213 237V236H211ZM215 234H216V236H215ZM259 234L263 236L262 237L263 239H261V238L259 239ZM208 236H211V238H209L210 240L207 238ZM195 237H196V239H195ZM199 237L200 238L203 237L202 239L205 238V241L200 239ZM210 242L216 243V244L213 243L215 245V246L213 245L214 246L213 249H212L213 246ZM191 244H192V246H190ZM178 247H180L179 248L180 250L178 249ZM181 249H182V253H180ZM158 253H159V255L164 256V257L166 255L167 260L165 261V259H163L164 257L159 256ZM183 253H185V255L182 256L181 254H183ZM142 255H144L146 257V259ZM150 255L152 256L151 259L155 260V261L153 260L154 262L150 260V258H149V257H151ZM205 256L206 257L208 256L209 258L208 257L206 258ZM0 257H1V259H3V261L8 260V259L12 260L10 258V256L4 251V248L2 247L1 243H0ZM147 258L150 260V263L148 262ZM135 259H136V261H135ZM161 260H164V261L162 262ZM118 262H120V261H115V262H113V264H119ZM120 263L123 264L122 262H120Z\"/></svg>", "mask_w": 264, "mask_h": 264}]
</instances>
